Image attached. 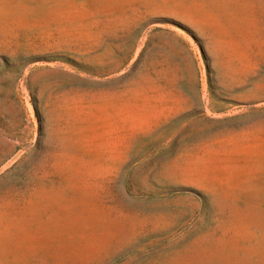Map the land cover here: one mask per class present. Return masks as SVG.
<instances>
[{"label":"rangeland","instance_id":"obj_1","mask_svg":"<svg viewBox=\"0 0 264 264\" xmlns=\"http://www.w3.org/2000/svg\"><path fill=\"white\" fill-rule=\"evenodd\" d=\"M0 264H264V0H0Z\"/></svg>","mask_w":264,"mask_h":264}]
</instances>
